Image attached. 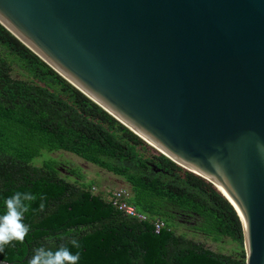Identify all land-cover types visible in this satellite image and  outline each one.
Instances as JSON below:
<instances>
[{
	"label": "water",
	"instance_id": "1",
	"mask_svg": "<svg viewBox=\"0 0 264 264\" xmlns=\"http://www.w3.org/2000/svg\"><path fill=\"white\" fill-rule=\"evenodd\" d=\"M0 23L211 182L240 219L245 264H264V0H0Z\"/></svg>",
	"mask_w": 264,
	"mask_h": 264
},
{
	"label": "trees",
	"instance_id": "2",
	"mask_svg": "<svg viewBox=\"0 0 264 264\" xmlns=\"http://www.w3.org/2000/svg\"><path fill=\"white\" fill-rule=\"evenodd\" d=\"M57 150L121 177L129 185L122 200L145 219L94 193L92 182L61 176L55 159L34 164ZM16 190L47 199L43 211L37 199L25 215V240L0 250L8 262L28 264L35 249L76 239L79 264H245L240 219L211 182L155 152L0 23V212ZM177 220L190 223L193 236L227 237L235 246L212 250L177 232Z\"/></svg>",
	"mask_w": 264,
	"mask_h": 264
},
{
	"label": "clouds",
	"instance_id": "3",
	"mask_svg": "<svg viewBox=\"0 0 264 264\" xmlns=\"http://www.w3.org/2000/svg\"><path fill=\"white\" fill-rule=\"evenodd\" d=\"M39 199V210L43 211L47 197H39L31 190H16L3 199V211L0 212V250L13 241L23 242L31 226L26 224L25 215L29 213L33 202ZM71 247L61 245L55 249L39 247L34 250L28 264H79L81 253L80 242L76 239L69 241ZM72 249H76L73 251Z\"/></svg>",
	"mask_w": 264,
	"mask_h": 264
},
{
	"label": "rangeland",
	"instance_id": "4",
	"mask_svg": "<svg viewBox=\"0 0 264 264\" xmlns=\"http://www.w3.org/2000/svg\"><path fill=\"white\" fill-rule=\"evenodd\" d=\"M47 158H52L57 161L61 176L66 177L71 182L76 180L92 182L94 185V193L101 192L106 199L109 198L108 193L116 189L124 188L129 190V185L121 177L116 176L68 151H44L41 156L34 160V164L40 166L43 160ZM72 170L76 173H72ZM176 223L177 225L175 228L177 232L186 233L188 237H194L195 239L203 241L205 245L212 250L229 253L235 246L227 237L222 238L218 242H214L209 238L203 237L201 234L193 236V231L189 227L190 223H186L184 220H177Z\"/></svg>",
	"mask_w": 264,
	"mask_h": 264
},
{
	"label": "built area",
	"instance_id": "5",
	"mask_svg": "<svg viewBox=\"0 0 264 264\" xmlns=\"http://www.w3.org/2000/svg\"><path fill=\"white\" fill-rule=\"evenodd\" d=\"M108 194H109L108 200H110L112 204L115 207H117L119 210L123 211L126 214L135 215L139 219H145L144 215L138 213L133 206L125 203L122 200L123 196H126L128 194V191L126 189L124 188L116 189L114 191L109 192ZM161 225L162 223H158V222L155 223L156 231L160 228Z\"/></svg>",
	"mask_w": 264,
	"mask_h": 264
}]
</instances>
